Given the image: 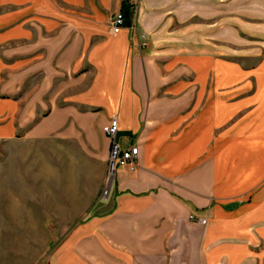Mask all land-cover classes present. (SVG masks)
Wrapping results in <instances>:
<instances>
[{
  "label": "crops",
  "instance_id": "1",
  "mask_svg": "<svg viewBox=\"0 0 264 264\" xmlns=\"http://www.w3.org/2000/svg\"><path fill=\"white\" fill-rule=\"evenodd\" d=\"M170 1L0 0V144H27L29 195L0 193V233L60 236L15 264H264V48L160 47ZM113 117L139 151L102 199Z\"/></svg>",
  "mask_w": 264,
  "mask_h": 264
},
{
  "label": "rangeland",
  "instance_id": "2",
  "mask_svg": "<svg viewBox=\"0 0 264 264\" xmlns=\"http://www.w3.org/2000/svg\"><path fill=\"white\" fill-rule=\"evenodd\" d=\"M257 1H259L260 10ZM136 3H133V8L137 7L135 5H138V0H136ZM219 4L218 0H208L207 2L205 0L170 1L167 10L164 12L166 20L154 28L153 39L155 43L160 47L182 52L199 51L214 43H219V40L216 39H219L220 31L226 30L229 36L230 57L251 54L258 46L264 48V0H228L226 8L223 10L225 15H228V19H224L223 22L220 18ZM211 7L214 10L212 12L207 11ZM3 12V10H0V14ZM254 14L255 16L257 14L261 15V19L258 21L252 19ZM39 81L40 76L36 75L30 84L26 83L25 94L28 95L30 87L33 89ZM27 152L28 146L25 143L0 144L1 194L2 191L6 193L5 190L8 193L14 191L11 194L15 193L17 197H23L24 195V199L28 200V187L24 184V182L27 183L28 179ZM4 184L8 185V188H5ZM57 190L58 188L55 187V192ZM75 191V187H69V195L76 194ZM39 199L41 198L38 195L37 200L39 201ZM50 205L52 209H50ZM20 207L24 208L26 214L29 212L28 202H22ZM37 210V223L39 226L45 222V214H53L58 209L56 203L38 202ZM79 221L81 220L70 217L69 226ZM2 223L3 220L0 219V225H3ZM34 237H36L37 255L39 256L48 243L60 236L46 234L36 236L7 235L0 233V264H15L17 257L23 253V249L28 250V243L32 245Z\"/></svg>",
  "mask_w": 264,
  "mask_h": 264
},
{
  "label": "built area",
  "instance_id": "3",
  "mask_svg": "<svg viewBox=\"0 0 264 264\" xmlns=\"http://www.w3.org/2000/svg\"><path fill=\"white\" fill-rule=\"evenodd\" d=\"M126 25L125 18L122 13L117 14L111 21V33L117 34ZM118 131V121L115 117L111 118L103 127L102 132L109 140V155L107 161L106 180L100 197L107 198L109 187L113 181L116 169L124 166H134L138 157L139 148L136 144H131L129 148L123 150L116 143V135ZM189 220L196 222L202 226L207 224V219H196L193 216Z\"/></svg>",
  "mask_w": 264,
  "mask_h": 264
},
{
  "label": "trees",
  "instance_id": "4",
  "mask_svg": "<svg viewBox=\"0 0 264 264\" xmlns=\"http://www.w3.org/2000/svg\"><path fill=\"white\" fill-rule=\"evenodd\" d=\"M122 14H123V16L125 18V22L128 23L129 22V18H130L129 11L126 8H124Z\"/></svg>",
  "mask_w": 264,
  "mask_h": 264
}]
</instances>
